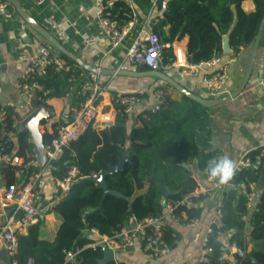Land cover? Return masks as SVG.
I'll use <instances>...</instances> for the list:
<instances>
[{
  "label": "trees",
  "instance_id": "obj_1",
  "mask_svg": "<svg viewBox=\"0 0 264 264\" xmlns=\"http://www.w3.org/2000/svg\"><path fill=\"white\" fill-rule=\"evenodd\" d=\"M243 0H157L156 21L151 31L159 38L161 62L157 71L165 74L163 68L174 60L172 42L183 36L188 37V61L196 63L215 56H222L221 41L227 36L228 45L237 54L240 47L252 46L259 22L264 14V0H252L254 11L245 13L240 8ZM110 18L122 26L131 18V9L125 0L116 2L109 10ZM70 71L58 70L54 66L47 68L45 75L38 82L46 94H38L33 107L48 108L47 100L65 98L69 93L67 78L74 71L75 63L59 54ZM141 69L149 68L141 66ZM78 74L86 70L75 69ZM166 87H169L165 84ZM164 88V87H163ZM71 106L80 103L83 98L75 91L71 94ZM116 110L114 124L101 130L92 125L64 147L59 159L46 163L55 181H64L71 167L75 168L68 189L63 192L56 187L52 212L59 220L53 241L39 239V227L42 219L29 225L25 234L16 233L17 250L9 257V262L25 264H63L67 253H75V258L67 264H99L103 257L101 246L91 248L97 237L85 234V231L97 229L99 235L112 237L124 227H130L132 220L140 221L148 217H157L165 213L163 199L174 203L191 192L196 186L190 168L195 166L202 173L207 162L219 154L211 149V120L209 108H204L181 95L179 100L169 95L159 110L152 112L145 109L138 113L139 125L133 127L127 135L125 123L128 115L122 107L113 103ZM61 122L65 124L69 120ZM5 131L16 135L18 151L12 155L13 141L8 137L0 140V151L9 158L18 157L27 163L33 156L34 146L27 140L26 131L18 132L13 127L11 113L2 121ZM42 119L40 125H44ZM53 131H45L42 144L45 148L54 137ZM128 140V143H127ZM257 151H252L251 158ZM127 155L122 168L105 176L109 193L103 195V189L91 174H101L109 166L116 165ZM27 170V171H26ZM41 170L30 165H1V173L6 184H17L15 173L20 174V181L33 171ZM264 175V158L257 170H245L231 181L236 185L243 182L247 186L259 184ZM172 193L165 195L166 191ZM220 238L227 236V245H223L216 234L208 238L210 253L206 261L200 264H264V189L261 190L254 209L246 207V197L237 187L227 188L222 194ZM199 202V201H197ZM201 206L196 203L186 209L190 216H198ZM250 224V228L247 227ZM233 229L232 234L227 231ZM170 233L163 238L169 242ZM221 247L226 248L225 258L220 259ZM234 247L233 250L230 248ZM243 251L238 256L236 249ZM106 264H114V261Z\"/></svg>",
  "mask_w": 264,
  "mask_h": 264
},
{
  "label": "crops",
  "instance_id": "obj_2",
  "mask_svg": "<svg viewBox=\"0 0 264 264\" xmlns=\"http://www.w3.org/2000/svg\"><path fill=\"white\" fill-rule=\"evenodd\" d=\"M0 1L8 4L7 9L10 13L8 17L0 16V111L3 120L7 117L8 112L11 113L13 127L18 130L21 120L29 114L15 88L20 74L40 44L49 45L56 55H59V53L17 14L9 0ZM16 1L33 21L44 27L60 41L68 52L87 65L89 69L136 72L147 70L141 69V66L129 63L126 59V50L138 33L151 31L154 26L157 8H151L153 0H129V5L137 15V23L128 31L122 45L116 49L110 48L109 41L96 24L93 0H44L41 4H37V0ZM240 8L247 14L251 13L254 11V3L252 0H243L240 3ZM47 15H53L63 23L64 36L62 38H57L43 24L42 19ZM87 36L95 37L96 44L94 46L85 47L82 45V38ZM187 43V36L174 40L171 44L172 51L174 52L173 55L178 54L179 51L187 53ZM221 48L223 55L216 68L225 67L227 70L224 85V96H227L231 95L242 81L247 68L251 46L240 47L238 53L234 54L233 50L228 46L227 36H223ZM263 58L264 27L256 49L252 72L245 89L235 98L208 109L211 120V149L217 151L219 154L227 155L235 162H237L241 155L258 148L264 134V94L258 88L260 65ZM74 67V70L81 69L76 64ZM86 71L88 72L89 70ZM163 72L191 94L201 99H209L200 75L194 77L185 76L183 68L176 63L164 67ZM98 82L105 88L101 101V107L105 111L114 108L112 98L116 95L139 92L149 94L147 99L135 106L133 112L128 115L125 123L127 135L133 127L139 125L136 115L150 108L152 103L150 92L153 89L164 87L172 99L179 100L181 97L175 89L170 86L166 87L165 83L156 77L98 74ZM71 102L72 98L69 94L65 98L47 100L49 113L45 114L42 118L45 124H39L38 126L41 136L45 131L51 133L54 124L58 126L61 125V122L67 120L68 112H71L76 106V104L71 106ZM114 119L108 122L111 123L110 125L108 123L99 124V120H96L94 127L98 130L110 127L114 124ZM2 121L0 122V140L6 136L13 141L14 146L11 154L14 155L18 151L16 135L12 131H5V124ZM26 134L27 140L34 146L31 136L28 132ZM36 154L34 146L33 156L30 154H26V156L32 157V166L41 168L44 178L41 196L44 200L46 211L41 218L39 239L51 242L55 238L60 220L52 212H48V210L54 204L52 199L55 197L56 187H59L60 181H55L52 178L50 170L46 167L45 163L42 165ZM189 168L193 177L200 183L205 184L203 178L199 177L201 173L195 166L188 165L187 169ZM15 177L17 183H19L20 174L18 172L15 173ZM67 189L61 190L65 192ZM262 189H264V185L258 184V188L254 193L255 203ZM218 199L219 193L215 192L210 198L198 202L201 206L200 214L198 215L200 223L194 227L182 226L172 221L170 217L163 216L161 223L163 229L162 235L164 236L165 232H169L171 236L169 240L171 250L169 253L159 257H149L141 251L140 243L136 242L128 251L116 253L113 260L114 264H200L202 262V239L205 236L206 226L210 225L214 219L215 205ZM2 222L3 219L0 218V224ZM126 228H122L121 231ZM248 228H250V225ZM26 230V228L22 229L18 233L25 234ZM94 230L93 234L88 231H85V234L97 237L99 235L98 230ZM220 240L223 245H227L226 235L221 237ZM230 249L233 250L234 248L231 247ZM0 264L16 263H10L9 258L6 262L0 258Z\"/></svg>",
  "mask_w": 264,
  "mask_h": 264
},
{
  "label": "built area",
  "instance_id": "obj_3",
  "mask_svg": "<svg viewBox=\"0 0 264 264\" xmlns=\"http://www.w3.org/2000/svg\"><path fill=\"white\" fill-rule=\"evenodd\" d=\"M121 0H93L95 21L102 34L109 41L111 49H116L121 46L126 34L137 23V15L129 5V0H126L131 9V18L122 26H119L116 21L110 18L109 10L113 5ZM156 1L153 0L151 8L156 9ZM44 0H37V4H41ZM8 4L0 1V16L8 17ZM43 24L48 27L57 38L64 36L63 23L57 20L53 15H47L42 19ZM96 44L95 37L87 36L82 38V45L91 47ZM162 44L159 38L152 31L138 33L134 41L126 50V59L129 63L136 66H147L151 70H157L161 62ZM174 53V52H173ZM172 64H177L183 68V74L188 77L201 76V81L208 94L209 99H218L224 96V85L226 81V68H216L221 61V56H215L208 60H202L196 63L188 61V53L179 51L174 55ZM54 66L58 70L70 71L65 62L59 55L53 53L52 48L46 44H40L29 63L25 66L15 88L18 95L23 100V104L27 110L32 112L37 107H33L35 100H40L39 93L46 94L43 86L38 82L39 77L47 72V68ZM69 85V95L76 92L83 100L78 103L70 112L69 120L65 124L58 125L54 137L49 144L44 148L43 153L46 163L55 161L60 158L64 147L72 140H75L83 133L89 125L94 127L96 120L99 124H107L112 121L115 116V108L103 110L101 107L102 97L105 93V88L98 82V73L88 71L86 74H78L77 71H72L67 78ZM258 88L264 94V58L260 65V79ZM149 94L143 92L116 95L112 98V103L122 107L123 113L130 115L135 106L144 102ZM168 92L163 87H158L150 92L152 103L150 111L155 112L165 103ZM3 120L0 111V122ZM257 153L253 158L249 156L252 152H247L241 155L236 164L237 171L234 177L245 170H257L264 158V134L261 144L255 149ZM253 150V151H255ZM222 154H217L215 158ZM33 160V159H32ZM23 163L18 157L9 158L7 154L0 151V218L3 222L0 224V251L4 250L7 257H11L17 250L16 233L29 225L38 222L46 211L44 200L41 196L44 187V178L42 170L31 172L25 180L17 184H6L1 173V165L9 162L11 165H23L28 168L33 161ZM27 171V170H26ZM101 174H91V178L98 183ZM205 184L196 181L195 188L174 203H166L165 213L157 217H148L140 221L132 220L130 227L108 237L98 235L96 242L90 244L91 248L96 246H105L109 252L113 254V260L116 253H124L131 249L136 242L140 243L141 251L149 257H159L170 252L171 245L162 235V218L168 216L176 223L185 227H194L200 223L198 216H190L186 209L193 207L197 201L210 198L219 193V199L215 205L214 219L212 223L206 226L205 236L202 239V261H206V255L210 253V248L207 247L208 238L211 234H216V239L220 238V232L215 229H221V207L222 194L227 188L237 187L240 192L246 197V207L248 209L255 208V190L258 184L252 182L248 186L243 182L236 185L231 182L226 186H221L217 181L209 178L205 169L201 173ZM75 176V168L71 167L67 177L60 182L59 187L62 190L68 188L72 178ZM250 225V224H248ZM94 229L89 233H94ZM233 229L227 231L232 234ZM234 248V247H232ZM222 253L220 259L225 258L226 248H220ZM236 249V248H235ZM238 256H243V251L236 249ZM75 258V253H67L63 264L71 263ZM25 264H33L28 260Z\"/></svg>",
  "mask_w": 264,
  "mask_h": 264
},
{
  "label": "water",
  "instance_id": "obj_4",
  "mask_svg": "<svg viewBox=\"0 0 264 264\" xmlns=\"http://www.w3.org/2000/svg\"><path fill=\"white\" fill-rule=\"evenodd\" d=\"M10 4L13 6L17 14L24 20L26 21L36 32H38L48 44H50L57 53L64 55L65 57L71 59L76 65H78L81 69L83 70H89L93 72H97L98 74H107V75H126L130 77H156L162 80L166 85L172 87L175 89L180 95H183L190 100H193L200 106L204 108H210L214 105L224 103L226 101H229L236 96H238L246 87L250 74L252 72L253 68V61L255 58V53L256 49L258 47V43L263 31L264 27V14L259 22L258 29L254 38V41L252 43L250 53H249V58H248V63H247V68L245 70L244 76L242 78V81L239 85V87L231 94L227 96L220 97L218 99H201L190 92L186 91L183 89L180 85H178L174 80H172L169 76L166 74H163L157 70H146V71H141V72H136V71H125V70H98L95 68L89 69L87 65L82 63L77 57H75L73 54L68 52L60 43L59 40H57L52 34H50L44 27L33 21L29 15L21 9V7L18 5L16 0H9ZM229 46V45H228ZM189 57V56H188ZM49 111L47 108L43 107H38L34 109L32 112H30L21 122L19 123L18 131H26L29 133L31 136L36 152H37V158L41 161L42 165L45 163L46 164V159L43 153V144H42V136L38 131V126L40 124L41 119L45 116V114H48ZM111 123H108L110 125ZM127 160V155H124L119 162L116 165H111L109 166L105 171H103L98 179V184L100 187L103 189V195L109 193V191L106 188L105 184V176L108 174H112L118 170H120ZM185 168H188V165L183 164L182 165ZM199 177L201 178L202 175L200 174ZM262 184L264 185V175L260 178L259 185ZM172 193L171 191H166L165 195H168ZM166 200L163 199L162 201V207L165 206ZM247 227L249 225L247 224ZM102 251H103V257L99 261V264H106L108 262L113 261V254L107 250L105 246H102ZM0 258L6 262L8 260V257L6 255V252L4 250L0 251Z\"/></svg>",
  "mask_w": 264,
  "mask_h": 264
},
{
  "label": "clouds",
  "instance_id": "obj_5",
  "mask_svg": "<svg viewBox=\"0 0 264 264\" xmlns=\"http://www.w3.org/2000/svg\"><path fill=\"white\" fill-rule=\"evenodd\" d=\"M205 171L210 179L217 181L221 186H226L233 180L237 171V164L227 155H221L209 160Z\"/></svg>",
  "mask_w": 264,
  "mask_h": 264
}]
</instances>
